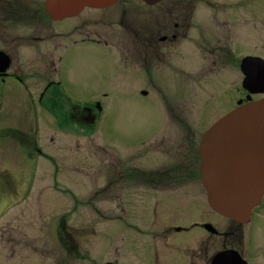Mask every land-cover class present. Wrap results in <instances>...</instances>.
Segmentation results:
<instances>
[{
  "label": "flooded vegetation",
  "instance_id": "obj_1",
  "mask_svg": "<svg viewBox=\"0 0 264 264\" xmlns=\"http://www.w3.org/2000/svg\"><path fill=\"white\" fill-rule=\"evenodd\" d=\"M120 1L54 20L44 4L39 7V1L0 0V53L9 60L7 67L4 63L0 65V112L6 116L13 112L7 108L17 104L14 121L5 119L1 123L0 118V138H13L17 151L26 156L21 159L24 164L31 161L34 165L37 157L45 156L39 136L42 124L56 134L65 131V135L74 137L71 128L98 125L105 110L103 102L125 96L160 99L158 86L166 84L167 68H175L187 76L201 73L200 80L218 83L226 92L225 88L233 83L232 77L228 78L231 73L228 75L226 71H235L238 61L241 69L243 60L249 56L264 59L249 54V9L251 18L258 10L264 13V0H160L155 4L141 0L153 8L149 15L137 16L136 20L125 21L123 16L118 21L112 20L104 12ZM25 47L33 48L35 53L29 51V57L26 56ZM25 58L38 62L25 63ZM94 60L99 63L103 60V66L95 65ZM90 68L104 79V85L97 83L98 90H94V79L88 77ZM220 71L225 72L218 74ZM233 77L236 81L235 74ZM231 91L233 97L226 99L224 115L238 108L240 101L247 102V96L249 102L264 99V91L252 94L237 86ZM173 97L163 95V126L138 133L137 137L122 134L120 148L117 146L118 155L123 153L122 156L105 159V178L109 180L102 193L104 202L113 204V210L107 213L116 221L115 225L137 235L135 249L130 250L137 264H216V258L224 252L238 253L245 264H250L248 225L255 218L246 225L232 222L223 230L222 216L210 207L209 213L215 220L206 219L199 153L206 131L200 137L182 119L183 112L173 115ZM181 101L185 102V98ZM80 102L86 104L78 105ZM231 103L236 106L230 108ZM180 119L187 124V133L181 130L180 138L183 140L185 136V142L171 145L170 134L165 131L177 132L179 127L166 125V121ZM108 138L113 139L111 130ZM74 146L70 144V156L76 152ZM111 146L114 145L104 146V151L111 154ZM126 152L131 155L125 157ZM171 155L180 161L170 164ZM157 156L167 159L161 162ZM57 161L55 166L60 170ZM36 167L31 175H25L15 167L0 166V220L14 214L16 205L29 200L30 184L43 178L44 188V175L33 174ZM70 167L77 171L74 160H70ZM54 183L58 184L56 178ZM119 183L123 190L128 183H134L137 190L132 194L114 191V184ZM68 191L72 197L77 196L70 188ZM45 206L46 203L22 211L23 216L35 221L39 235L34 239L46 246L44 255L54 264H75L80 257L81 242L77 228L67 220L77 215L78 199L65 215L54 219L45 215ZM260 209L264 210V200ZM51 223L55 226L52 234L46 232ZM11 226L12 223L0 225V264L19 263V251L30 249L35 243L25 233L23 238L13 237L16 233ZM244 226L248 227L243 229ZM143 235L149 239L139 244L137 239ZM227 240L234 246L227 245ZM123 250L124 245L118 257L103 264H123Z\"/></svg>",
  "mask_w": 264,
  "mask_h": 264
},
{
  "label": "rangeland",
  "instance_id": "obj_2",
  "mask_svg": "<svg viewBox=\"0 0 264 264\" xmlns=\"http://www.w3.org/2000/svg\"><path fill=\"white\" fill-rule=\"evenodd\" d=\"M36 1H39V7L42 8L47 0ZM151 11H153V8L145 5L141 0H121L115 8L105 11L104 13L111 16L112 20L118 21L123 16L122 20L127 21L136 20L135 18L137 16L149 15ZM253 17L254 18L250 17L249 9V54L261 55L264 57V13L258 10L253 13ZM29 51L32 54L35 53L33 48L28 50V48L25 47L23 49L24 54L26 55L27 53L26 56L28 57L30 54ZM242 51H244V49ZM34 59L35 58H25L24 62H38ZM94 64L103 66L102 64L104 63L103 60H101L100 63L94 60ZM223 72L220 71L218 74H222ZM225 73H228V75L231 73L232 76H228L227 74L226 76H228V78L232 77L233 81L232 86L225 88L227 90L226 92L223 91L224 87H218V83L213 84L214 82L208 79L200 80L199 77L203 78L201 73H192L191 76H187L178 73L175 68H167L164 70L165 76H168L166 84H160L158 86L160 99L148 96L131 98L125 96L103 102L105 110L98 125L95 128L88 125H78L75 129L71 128L74 137L65 135V131H60L56 134L50 129H44V125L42 124L39 136L41 137L40 145L44 150L45 156L37 157L34 165H31V161H26V164H24L21 159L26 158V156L20 151H17L18 147L13 138H5L2 136L0 138V166L3 169H13V167H15L21 174L31 175L32 169L37 165L33 174L44 175L45 177L44 188L43 178L40 181H35L30 184L32 190L29 200H24V202L15 206V209L12 211L15 215L8 214L0 220V225L2 226L12 223L11 228H15L16 233L13 237L23 238L24 236L22 237V233H25L29 241L32 240L35 242L33 245H30V249L27 248L21 252L19 251L21 255L20 258L17 259L19 263L15 264H54V262L50 261L44 255L43 250L46 246H44L42 242H37L34 239L39 235V232L34 228L36 227L35 221L27 219L28 216H23L22 211L25 208H35L37 205L46 203L43 209L45 215L54 219L65 215V213L69 211V207L74 205V200L76 198L78 199V213L77 215H71L67 220L69 225L77 228L78 240L81 242L80 257L75 264H103L107 260H112L114 256L118 257L123 245L126 247V250H123L124 258L122 263L137 264V260H134V256L130 253V250L135 249V238L137 235H133V231L131 230L127 231L128 229L126 227H118L115 225L116 221L113 222L111 220V214L107 213L113 210V204L111 201H106L105 203L102 193L103 188L109 180L105 178V175H107V161H105V159H112L114 156H122L123 153L118 155L122 134L126 137H137L138 133H146L152 129L163 126L164 121L161 117V101L163 100V95L167 94L174 96V99L172 98L174 102V108H172L173 115L183 112L182 119L191 124L195 129L194 132H196V134L198 133L201 137L203 132L211 128V126L218 122L225 114L224 105L226 99L229 101V98L233 97V94H231L233 92L229 91L235 90L236 86L241 88V90L244 89L243 80L245 77L240 69L239 61L237 62L235 71H226ZM234 74L236 75V81H234ZM88 77L94 79L93 83L96 84L94 90L99 89L97 83L99 85H104L105 83L101 76H96L95 73L93 74L91 68ZM234 83L236 84L235 86ZM178 95L180 96L178 97ZM183 97L185 98V102L181 101ZM240 97L241 93L239 92L238 98ZM245 98L248 100V97ZM1 102L0 100V105ZM241 102L244 103L243 101L239 103ZM77 104L83 106L86 103L80 102ZM16 106H9L7 108L8 112L12 109L13 112H9L6 116H3L2 112H0L1 123H4L5 119L14 121L13 116L16 112ZM235 106L236 103L230 104V108H234ZM5 109L6 107L4 104V110ZM180 120L166 121V125L172 123L175 127H179L177 132L174 130L165 131V133L170 134L171 145L174 142H185V136L183 140H180V138L182 136L181 130L183 134L187 133V124L183 120ZM174 122H178L179 125ZM109 130H111L113 135L112 140L108 138ZM70 144H75L73 148L76 150V152L74 151L71 153V156ZM109 144L114 145L110 147V153L112 155L105 152L103 148ZM178 146L172 147L177 148ZM132 151L133 149L130 148L129 152L132 153ZM175 151L179 153L178 150L175 149ZM128 155L131 154L126 152L125 157ZM48 157H52L53 160L50 161V159H47ZM157 157L161 162L167 159L161 156ZM55 160H58V164L60 163V170L55 166ZM70 160L76 162V172L70 170V168L74 169L73 166L70 167ZM170 160V164H176L180 161L177 157H175L174 160L172 155ZM113 174L117 175V170H114ZM55 178L58 180V184L54 183ZM121 184L122 183H119V185L114 184V191H125L127 194H132L137 190L134 183H128L125 190L121 188ZM69 188L72 190L73 194L77 193L76 197H72L68 191ZM205 195V217L206 219H213L209 213L210 206L207 202L206 190ZM119 196H121L120 193ZM113 202L115 203V201ZM34 203L37 204L35 205ZM12 216L13 219L11 220ZM254 218L255 220L253 222L251 221L252 223L250 222L251 224L248 225V234L250 233L251 238L249 248L247 249L250 256L249 262L250 264H264V210L262 211L260 208L255 209ZM232 222L233 221L230 219L222 216L221 227H223L224 230L228 228ZM243 224L246 225L245 223ZM248 226H244L243 229ZM54 227V223H51L46 227V232L52 234ZM22 229L26 230L22 231ZM148 239V237L143 235L139 236L137 240L140 241L139 244H142ZM224 243L223 239V244ZM226 243L227 245H233L230 240H227Z\"/></svg>",
  "mask_w": 264,
  "mask_h": 264
},
{
  "label": "water",
  "instance_id": "obj_3",
  "mask_svg": "<svg viewBox=\"0 0 264 264\" xmlns=\"http://www.w3.org/2000/svg\"><path fill=\"white\" fill-rule=\"evenodd\" d=\"M116 0H47L46 11L55 19L76 16L86 7L102 8ZM155 4L160 0H144ZM2 55V61L9 60ZM241 70L243 87L263 92L264 60L247 57ZM249 99V96H248ZM202 183L209 206L237 223H247L264 198V99L239 103V107L216 122L203 136ZM216 264H245L238 253L224 252Z\"/></svg>",
  "mask_w": 264,
  "mask_h": 264
}]
</instances>
